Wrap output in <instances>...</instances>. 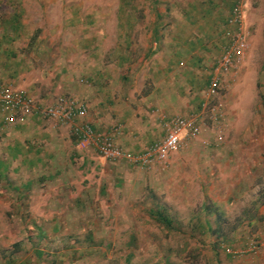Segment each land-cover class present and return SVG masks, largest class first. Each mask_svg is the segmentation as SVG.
I'll return each instance as SVG.
<instances>
[{"label": "rangeland", "instance_id": "obj_1", "mask_svg": "<svg viewBox=\"0 0 264 264\" xmlns=\"http://www.w3.org/2000/svg\"><path fill=\"white\" fill-rule=\"evenodd\" d=\"M216 1L217 9L202 11V25L190 26L184 25L193 12L189 0H0V19L17 14L20 22L14 41L20 71L0 83L26 92L43 108L73 97L69 84L92 92L115 87V99L122 86L136 99L161 86L168 99L175 94L190 106L168 105L172 115L198 111L233 2ZM216 17L221 21L204 25ZM162 21H169V33L182 30L192 41L195 31L204 33V65L193 64L198 57L185 53L197 45L184 43L161 72L168 53L161 55L165 43L154 40V30L161 36ZM244 29L250 44L245 61L213 99L222 118L206 115L198 137L171 154L170 159L180 152L185 157L177 169L102 162L95 150L78 151L69 125L31 112L15 116L4 130L28 119L23 131L40 149L39 164L69 165L58 170L57 185L52 179L42 186L54 187L53 227L47 220L37 228L30 204H20L16 191L0 184V264H264V0L248 1ZM120 52L127 60L118 70ZM104 67L112 71L96 80L93 70ZM188 73L201 88L188 84ZM175 81L185 93H174ZM192 144L198 154L186 150ZM45 168L41 172L50 171ZM251 240L261 245L257 254L232 256L223 249L244 250Z\"/></svg>", "mask_w": 264, "mask_h": 264}, {"label": "crops", "instance_id": "obj_2", "mask_svg": "<svg viewBox=\"0 0 264 264\" xmlns=\"http://www.w3.org/2000/svg\"><path fill=\"white\" fill-rule=\"evenodd\" d=\"M217 3L218 2L216 0H189V2H187V7L190 8V10H193V12L190 11L189 16L185 17L184 25H202L204 22L202 11L207 13V10L209 9H217ZM231 6L232 3L228 6L229 12ZM221 19L222 18L216 17V19H214L215 21L212 22V20H209L204 25L210 27L212 23L213 25H215V23H218L219 21H221ZM19 25L20 22L18 17H16L15 19H0V81L10 80L11 77L14 78L15 76H17V74H19L20 68H16L15 61H18L16 60V58L20 57V52H18L14 46V41L19 36ZM166 26H169V21H162V23L159 25L161 29V36L160 34L157 35V27L154 30V32H157L155 33L154 40H161L162 43H165V52H163L162 50L161 55L164 56L168 53V55H166V62L163 60V63L160 67V69L162 70L161 72H167V69H169L170 67L169 63L172 62L171 55L178 56L179 53H182L181 45L185 47L186 44H189L192 47L197 45V48H195L193 52V48L191 49V47L185 49L187 50L186 52L184 51L185 53H190L192 57H198L192 63L196 65H199V63L203 64V62L205 61L203 58L205 52H203L202 48L200 47L202 45V36H204V33H201L200 30L198 32L195 31V36L193 37L194 40L192 41L189 35H183V33L181 32L182 30L169 33V30L167 31L165 28ZM184 43L186 44L184 45ZM124 46H126V44ZM199 49L202 50L203 54L202 52H197ZM157 53H159L158 50L156 51V54ZM196 53H198V55H196ZM126 60L127 56H122L120 52L118 61H115L116 68L118 70L121 69L119 67H123ZM87 62L88 64L90 63V61ZM211 66L212 65H210V67ZM93 71L97 74H95L96 80L99 81V78L101 76L100 73H110L112 70H108L106 67H104L103 70L97 68ZM186 75L184 77H186L188 84H190L192 87H202V82L198 80V77H196L192 73L190 75L189 73L187 76ZM102 77L106 78V75H102ZM207 80L208 76L205 80V87L207 85ZM86 81L89 82V80ZM177 81L173 83L174 88L176 89H174V93H176L177 90L178 92L185 93L186 87L179 88ZM127 82H129V80H127ZM179 83L182 86L184 85V81H180ZM69 86L70 84L67 86L66 91L76 93L72 95V98L77 99L79 102L87 106L88 113L84 118L81 119V121L90 124L95 131L104 133L107 132L112 126L120 125L122 128V132L120 136L116 138V143L119 147H121L129 154L139 153L144 150V148H146L149 144L163 137V131L159 116L161 114H165L168 116L172 115V113H170V110L167 108L168 105H176L183 110H186L188 109L187 107H190L183 101L178 102L179 97L175 94L172 96V98L168 99L167 96L164 95V89L161 88V86L154 87L153 89L147 91L146 94L140 96L141 99L134 98V95L130 89L128 91H125V88L127 89L126 86L121 87V89L119 90L121 92L117 94V99H115V87L113 88V92L109 93V91L107 90L109 86H105L102 91L96 88V92H92L90 91V89L86 90L85 88H81L80 90L78 87L76 88L72 84L70 87ZM85 86L88 87L87 85ZM102 86H104V84ZM77 94L80 96H77ZM198 100L199 99H196V101ZM32 117H34V115ZM27 120L26 118H23L20 120L21 123L17 124L13 131H5L4 129L7 125H3V115L0 114V184L4 185L8 189L12 187V189L16 191V196L14 197V199L18 200L20 204L21 202L30 204L28 210L29 212H32V217L39 218L37 224L35 223L37 228H40V226H42L43 224L45 225L47 220L52 223L53 227L54 187L52 185L47 190H45L42 186L52 179L54 181V186L57 185L58 181L55 182V179L56 177H58L56 175L58 173V170L64 169L65 165L69 164H57L59 162L53 161V168H48V165L52 164H39L41 163L40 149L36 147L37 145H35L34 142H32V144L35 146L30 144V142H28L29 140L25 139V137L27 136L23 129L28 122ZM56 141L59 142L62 140L58 139ZM196 141L201 144L203 143V140H201V138L196 139ZM91 149L95 150L93 148H88L82 150V152L86 153ZM186 150L190 153L198 154V150H196L195 144H192V147ZM30 153H32V156H30ZM181 153L182 152H180L179 157L177 154L172 155L171 159L169 160V164L173 165L170 168L177 169L178 167H180V165H184L185 157H183ZM233 153V148H229V154ZM97 156L101 159L102 162L105 161L98 155V153ZM14 162L18 163L14 164ZM42 165L44 166V168L47 167L45 169H50V171L45 170L44 172H41ZM59 165L62 166L60 167ZM237 166L240 167L238 168L240 170L244 168L243 164H237ZM251 166L254 167L255 165ZM256 169L257 168H255V170Z\"/></svg>", "mask_w": 264, "mask_h": 264}, {"label": "built area", "instance_id": "obj_3", "mask_svg": "<svg viewBox=\"0 0 264 264\" xmlns=\"http://www.w3.org/2000/svg\"><path fill=\"white\" fill-rule=\"evenodd\" d=\"M248 1L232 2L223 32L225 42L220 47L218 58L210 67L199 110L183 115L161 114L159 120L163 137L149 144L141 152L129 154L117 145L116 138L122 132L120 125L112 126L104 133L95 131L90 124L81 121L88 113L87 106L75 98L59 99L53 105L43 108L34 104L26 92L0 83V112L3 114V125L13 122L18 114H39L58 124L69 125L78 150L93 148L104 160H125L142 169L165 168L172 153L185 148L189 141L198 137L206 115L213 119L222 118L219 107L213 104V99L221 94L227 77H236L249 51L250 44L244 29V11ZM216 139L222 140V136L217 135ZM259 247L260 244L251 240L244 250L234 251L228 246H223V249L227 254L235 256L257 254Z\"/></svg>", "mask_w": 264, "mask_h": 264}, {"label": "trees", "instance_id": "obj_4", "mask_svg": "<svg viewBox=\"0 0 264 264\" xmlns=\"http://www.w3.org/2000/svg\"><path fill=\"white\" fill-rule=\"evenodd\" d=\"M16 17H18L17 16V14L16 15H13L11 18L12 19H15ZM158 218H160L162 221H164V222H166V223H169V220H167L166 218H164L162 215H158Z\"/></svg>", "mask_w": 264, "mask_h": 264}]
</instances>
